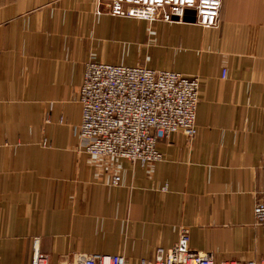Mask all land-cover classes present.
I'll list each match as a JSON object with an SVG mask.
<instances>
[{
  "label": "crops",
  "instance_id": "crops-1",
  "mask_svg": "<svg viewBox=\"0 0 264 264\" xmlns=\"http://www.w3.org/2000/svg\"><path fill=\"white\" fill-rule=\"evenodd\" d=\"M91 55L199 77L196 136L159 142L149 167L87 155L79 92ZM263 184L264 0H223L211 29L115 18L98 0H0V264H30L36 238L49 264H137L184 229L217 263L264 260Z\"/></svg>",
  "mask_w": 264,
  "mask_h": 264
},
{
  "label": "built area",
  "instance_id": "built-area-1",
  "mask_svg": "<svg viewBox=\"0 0 264 264\" xmlns=\"http://www.w3.org/2000/svg\"><path fill=\"white\" fill-rule=\"evenodd\" d=\"M223 0H100L108 15L147 23H194L203 29L218 25ZM191 13V14H189ZM194 13V14H193ZM227 71L223 70V78ZM82 107L78 127L80 148L95 159H126L144 167L161 161L157 145L182 134L193 139L197 134V111L200 104V79L175 71L110 65L94 55L85 64L79 92ZM115 173L112 185L120 186ZM165 190V189H164ZM257 224L264 226V184L255 206ZM30 264H49L33 241ZM64 264H135L121 255L72 256ZM137 264H264V260L217 263L210 253L190 247L188 230H182L175 245L157 249L152 259Z\"/></svg>",
  "mask_w": 264,
  "mask_h": 264
},
{
  "label": "rangeland",
  "instance_id": "rangeland-1",
  "mask_svg": "<svg viewBox=\"0 0 264 264\" xmlns=\"http://www.w3.org/2000/svg\"><path fill=\"white\" fill-rule=\"evenodd\" d=\"M98 6H99V10L101 11H105V13H107L106 7L102 6L100 3V0H98ZM108 14V13H107ZM145 22V21H144Z\"/></svg>",
  "mask_w": 264,
  "mask_h": 264
},
{
  "label": "water",
  "instance_id": "water-1",
  "mask_svg": "<svg viewBox=\"0 0 264 264\" xmlns=\"http://www.w3.org/2000/svg\"><path fill=\"white\" fill-rule=\"evenodd\" d=\"M189 14H191V13H189ZM193 14H194V13H193ZM189 22H193V23H194V18L189 19Z\"/></svg>",
  "mask_w": 264,
  "mask_h": 264
}]
</instances>
